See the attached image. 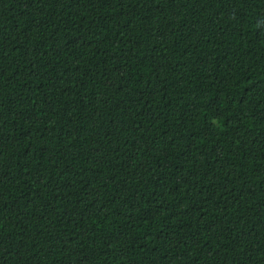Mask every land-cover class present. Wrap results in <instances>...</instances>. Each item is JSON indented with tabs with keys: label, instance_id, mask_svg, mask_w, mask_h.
Wrapping results in <instances>:
<instances>
[{
	"label": "trees",
	"instance_id": "trees-1",
	"mask_svg": "<svg viewBox=\"0 0 264 264\" xmlns=\"http://www.w3.org/2000/svg\"><path fill=\"white\" fill-rule=\"evenodd\" d=\"M0 264H264V0H0Z\"/></svg>",
	"mask_w": 264,
	"mask_h": 264
}]
</instances>
